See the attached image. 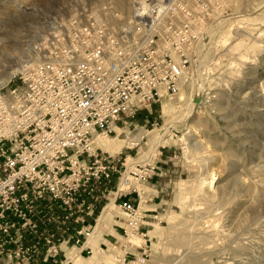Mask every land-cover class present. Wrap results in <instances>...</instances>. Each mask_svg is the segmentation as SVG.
Instances as JSON below:
<instances>
[{"label": "rangeland", "instance_id": "rangeland-1", "mask_svg": "<svg viewBox=\"0 0 264 264\" xmlns=\"http://www.w3.org/2000/svg\"><path fill=\"white\" fill-rule=\"evenodd\" d=\"M45 1L0 0V72L18 60L39 61L42 44L57 27L74 18L83 21L90 14L130 43L122 33L127 29L125 23H115L104 16L105 0ZM218 1L222 3L220 10L213 7L211 20L187 56L189 72L179 93L164 94L150 107L138 110L132 119L117 124L118 136L113 132L95 146L99 148L96 153L104 152L101 147L109 142L116 146V152L106 153L114 159L117 170L105 184L91 183L93 191L88 201L93 204L92 218L96 220L113 198L121 174L145 163L138 160L149 137L166 122L186 113L183 120L169 127L166 143L159 145L146 162L155 167L160 166L156 164L160 157L168 158L165 180L169 185L157 210L159 221L148 226V233L138 230L141 241L135 245L130 232L124 234L120 239L125 250L109 245L84 252L83 256L90 257L85 263L122 264L123 257L125 263L143 257V262L135 263L264 264V0H252L259 11L246 17L238 14L243 12L244 0ZM217 11L222 13L218 14L220 17ZM136 28L132 29L133 37L141 41L145 32L141 26ZM8 44H16L19 49H4ZM20 49L29 54L19 55ZM33 49L38 51L37 59L32 57ZM197 67L207 80L201 81L200 95L195 97L193 89L198 83L193 70ZM19 72L0 89L6 91L18 85ZM181 92L183 98L179 99ZM211 171L216 174L212 189L204 184ZM131 182L124 191L137 187L142 194V182ZM113 207L109 218L119 215L122 218L115 219L123 221V214ZM96 233L90 242L98 238ZM74 246L75 250L80 249L82 243ZM127 251L135 255L128 258ZM64 259L60 252L51 263L60 264Z\"/></svg>", "mask_w": 264, "mask_h": 264}, {"label": "built area", "instance_id": "built-area-1", "mask_svg": "<svg viewBox=\"0 0 264 264\" xmlns=\"http://www.w3.org/2000/svg\"><path fill=\"white\" fill-rule=\"evenodd\" d=\"M211 1L145 0V34L133 45L93 14L63 22L42 58L19 72V84L0 89V264H40L64 254L61 244L88 239L91 183L103 185L117 171L110 154L95 152L96 139L178 93L189 72L185 49L211 20ZM154 172L143 163L128 174L141 181ZM132 192L140 200L136 188L114 191L125 234L144 219L138 204L122 199Z\"/></svg>", "mask_w": 264, "mask_h": 264}, {"label": "bare ground", "instance_id": "bare-ground-1", "mask_svg": "<svg viewBox=\"0 0 264 264\" xmlns=\"http://www.w3.org/2000/svg\"><path fill=\"white\" fill-rule=\"evenodd\" d=\"M154 1V0H152ZM188 2V0H186ZM234 2L238 3V0H233ZM41 2H46L45 0H41ZM105 2H107V5L105 7V10L103 11L104 12V16L106 17H109V18H112V20L115 22V23H118V22H123L125 23V25L127 26V29L125 31H122V33L124 34L125 38L127 37V41L130 42L128 44L130 45H133L136 43V38L133 37L134 36V33L132 32L133 28L137 29L136 26H141L144 28V17H149V12L147 11L149 8H148V5L145 3V0H105ZM218 5H217V3ZM216 7L217 9L220 8V4L221 3L220 1L216 0ZM226 2V1H225ZM241 2H244L242 3L243 6L242 7V13H240L241 11L238 12L239 16L241 17H246V16H250L252 14H255L259 11V7H255L254 6V3L252 0H244V1H241ZM230 3V1L228 2ZM222 4V3H221ZM224 4V3H223ZM229 5V4H228ZM227 5V6H228ZM238 5V4H237ZM236 5V6H237ZM223 6V5H222ZM238 7V6H237ZM240 7V8H241ZM96 10V9H95ZM212 10H213V7H212ZM220 10V9H219ZM216 12V11H215ZM218 12V11H217ZM221 12H218V14H220ZM236 13V11H235ZM17 14V13H15ZM216 15V13H214ZM222 15V13H221ZM232 15H234L232 13ZM14 16V15H13ZM19 16V15H17ZM213 16V14H212ZM219 16V15H218ZM15 17V16H14ZM220 17V16H219ZM228 17H230V15L228 16H223L221 18H218V20H216V23L219 24L220 21H224V19H227ZM105 18V17H103ZM214 19V17H213ZM216 19V18H215ZM111 20V19H110ZM112 20L110 22H112ZM111 24V23H110ZM44 25V24H43ZM118 25V24H117ZM116 25V26H117ZM158 25V24H157ZM156 25V26H157ZM120 26V24H119ZM155 26V28H156ZM110 27V26H108ZM116 28V27H115ZM114 28V29H115ZM121 29V28H120ZM52 30V29H51ZM56 30V29H55ZM54 30V31H55ZM117 30V29H115ZM155 30L159 31V28H156ZM144 31V29H143ZM54 33V32H53ZM52 33V34H53ZM115 33V32H114ZM117 33V32H116ZM120 33V32H119ZM118 33V34H119ZM52 34L48 37L50 38L52 36ZM202 35V34H201ZM200 36H198L199 38ZM46 39V40H49V39ZM124 38V39H125ZM122 39V37H121ZM46 40L44 41V44H42V54H44V49H45V46H46ZM123 40V39H122ZM198 40V39H197ZM125 41V40H124ZM196 41V40H195ZM126 42V41H125ZM127 43V42H126ZM4 49H9L10 50H13V49H19L18 48V45L14 44L12 46H10L9 44L8 45H4L3 47ZM36 48V47H35ZM233 48V47H232ZM38 49V48H37ZM190 47L185 49V54L186 57H190ZM36 50V49H35ZM231 50V49H230ZM30 51V50H29ZM34 51V49H33ZM41 52V51H40ZM234 52V51H233ZM10 53V52H9ZM28 53V50H19V55H24ZM35 53V51H34ZM29 54V53H28ZM32 56V55H31ZM33 58H36L38 57V51L32 56ZM245 57V56H244ZM30 60H24V61H19L14 63V64H11L10 66H8L7 69L3 70L0 72V86H3L5 85L9 79L15 74L17 73L18 71H23L24 68L26 67H29V66H33L34 64H36L37 62H34V63H28ZM7 67V66H6ZM194 75L197 77V86L194 87L193 89V93L195 94V97L200 95V83L202 80H204V78L206 76H203V73L202 71L197 67L195 68L194 70ZM194 76V77H195ZM185 78H186V75H185ZM185 78H182L181 81H180V85L182 83V81L185 79ZM206 79V78H205ZM207 80V79H206ZM193 81V80H191ZM192 89V88H191ZM179 91H180V88H179ZM178 91V93H179ZM177 93V94H178ZM176 94V95H177ZM183 92H181L179 94V99H182L183 96H182ZM182 96V97H181ZM163 103V102H162ZM166 104V103H165ZM163 106V104H162ZM165 106V105H164ZM167 107V106H165ZM166 109V108H165ZM166 112V111H165ZM168 112V111H167ZM172 113V112H171ZM165 114V113H164ZM163 114V115H164ZM166 115V114H165ZM186 113L185 114H181L180 116H178V119H175V120H172V121H169V122H166V124H164L163 126H161L160 128H158L150 137L149 139L146 141V150L145 152H143V156H141V158L138 160L140 163L142 162H147L148 159L150 158L151 154L155 153V150L157 149V147L159 145H164L167 141V136H168V132H169V127L174 125V124H177L179 123L181 120H183L185 117H186ZM166 117V116H165ZM117 131H119V128L115 127ZM141 129V128H140ZM106 139L105 138H97L96 141L98 144H100L99 142L101 141H105ZM101 148H104L105 151L107 152H110V153H113V152H116V146H113L112 144H110V142L108 144H105L103 147ZM185 148V147H184ZM126 172H124L122 174V176L120 177L119 179V182L117 184V188H118V191L120 190H126L130 184L132 183L131 182V177L126 174ZM210 178L209 180L207 181V183H204L206 184L207 187H210L212 189L213 185L215 184V180H216V174L213 173V171L210 172ZM202 181H205V180H202ZM200 187V186H199ZM137 188V187H136ZM138 189V188H137ZM202 189V187H201ZM197 191V190H196ZM202 191V190H201ZM143 192V191H142ZM114 196L115 194L113 193V198H111L102 208L101 212L99 213V215L96 217V224L95 226L93 227V229H91V231L88 233L89 236H88V239L86 240L85 244H89L90 243V239L92 237L93 234L96 233V231H98V227H99V224L102 222V221H105L109 218V215H110V212H111V208L113 207V200H114ZM141 196V195H140ZM143 199V197H142ZM141 199V200H142ZM115 208V207H113ZM112 216V215H111ZM107 223V222H106ZM193 227V226H192ZM100 230V229H99ZM190 233V232H189ZM97 234V233H96ZM128 234V233H127ZM126 234V235H127ZM130 234L132 235V240L134 241V245L139 243V241H141V237L139 234L137 233H131ZM129 234V235H130ZM142 235V234H141ZM219 235V234H218ZM129 237V236H128ZM74 248V247H73ZM70 249V248H69ZM81 249H77V250H74L73 252L67 254L66 258L60 263V264H68V262L70 261H73L75 260L74 258L76 257V255L78 254V252L80 251ZM82 259V257H81ZM102 259V258H101ZM106 260V259H104ZM83 262V261H82ZM81 262V263H82ZM106 262V261H105ZM80 263V262H79ZM87 264V263H86Z\"/></svg>", "mask_w": 264, "mask_h": 264}, {"label": "crops", "instance_id": "crops-1", "mask_svg": "<svg viewBox=\"0 0 264 264\" xmlns=\"http://www.w3.org/2000/svg\"><path fill=\"white\" fill-rule=\"evenodd\" d=\"M117 124L119 123H116L113 125L114 132H115V127H117ZM118 135L119 134H116L115 132V136H118ZM162 158L160 157V159L156 161V164H160V166L155 165L156 169H155L154 174L147 179L141 180L144 190L142 194L139 193V196L141 195L140 200H138V196L134 192L129 193L125 197L122 198L135 205L138 204V208L144 211L143 213L144 219L142 221L143 223L139 226V230H142V232L146 231V233L149 232L148 226H152L155 220L159 221L157 210L161 208L162 206V200H161L162 195L164 193V190H166L169 185L165 180V176L168 172V169L165 168V165L167 164L168 158H166V156ZM142 196L144 197V199H142ZM141 204L144 205V208L140 207ZM115 218H122V217L119 215H114V216L112 215V219L108 218L107 220L102 221L99 224L100 230L98 229L99 235H97L98 238L96 240H93L86 246H85L86 240L85 242H83L82 240L81 242L82 246L80 248L81 250L78 252L76 257L74 258L75 260L68 262V264H75V262L77 261L80 262L77 264H86L85 263L86 260L90 257L89 256L85 257L83 256V254L84 252L88 253L89 250H91L93 247L109 246V245L117 246L118 245L120 247H123L124 248L123 250H125V246L123 245L120 239L125 234L124 221L117 220ZM95 224H96V220H94L91 217L86 218L85 227H87V229H93ZM77 228L78 226L75 229ZM60 248L64 252L63 256L66 258L67 254L73 252L76 246L72 245L69 247L68 245L61 244ZM125 254H128V258H132L135 255L131 251H127ZM56 258H53L52 260L55 261Z\"/></svg>", "mask_w": 264, "mask_h": 264}, {"label": "trees", "instance_id": "trees-1", "mask_svg": "<svg viewBox=\"0 0 264 264\" xmlns=\"http://www.w3.org/2000/svg\"><path fill=\"white\" fill-rule=\"evenodd\" d=\"M97 211H98L97 209L94 211V216L97 215ZM51 261L53 262L54 260L48 259L47 261L41 262L40 264H54V263H51Z\"/></svg>", "mask_w": 264, "mask_h": 264}]
</instances>
